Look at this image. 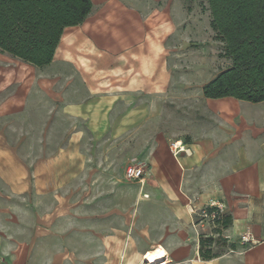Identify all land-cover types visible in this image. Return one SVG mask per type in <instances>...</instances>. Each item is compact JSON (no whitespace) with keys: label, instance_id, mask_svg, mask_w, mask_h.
I'll return each mask as SVG.
<instances>
[{"label":"crops","instance_id":"1","mask_svg":"<svg viewBox=\"0 0 264 264\" xmlns=\"http://www.w3.org/2000/svg\"><path fill=\"white\" fill-rule=\"evenodd\" d=\"M136 1L91 0L41 70L0 54V264H141L158 249L155 264H264V102L205 99L203 83L174 75L168 15ZM90 137L127 138L132 158L145 154L131 201L150 209L77 221ZM172 141L190 153L172 156ZM211 204L231 225L227 251L203 261L199 235L209 233L191 210ZM246 230L253 242L242 245Z\"/></svg>","mask_w":264,"mask_h":264},{"label":"trees","instance_id":"2","mask_svg":"<svg viewBox=\"0 0 264 264\" xmlns=\"http://www.w3.org/2000/svg\"><path fill=\"white\" fill-rule=\"evenodd\" d=\"M203 1L213 39L220 44L219 55L229 62L202 87L203 97L264 102V0ZM91 10V0H0V54L33 68L46 67L63 31L83 24ZM201 211L211 215L216 208L207 206ZM200 221L203 218L195 216V223ZM206 223L213 230L199 235L198 253L203 261L227 251L222 232L231 225V216L217 212Z\"/></svg>","mask_w":264,"mask_h":264},{"label":"rangeland","instance_id":"3","mask_svg":"<svg viewBox=\"0 0 264 264\" xmlns=\"http://www.w3.org/2000/svg\"><path fill=\"white\" fill-rule=\"evenodd\" d=\"M136 7L160 12V16L168 15L167 24L172 30L162 45L165 63L172 68L174 75L180 71L185 80L193 84L194 90L200 84L208 83L229 65L219 55L220 44L213 39L209 11L203 0H144V3L136 1ZM159 127L168 130L162 123ZM143 139L145 137H141V148ZM87 141L86 151L81 154L86 157V165L77 175L75 186L77 221H82L89 214L88 211L97 216L100 209L125 210L130 208V204L139 213L150 209L149 203L144 200L131 201L133 189L139 180H131L125 175L129 166H136L142 169V178L147 177V168L140 160L145 154L140 153V158H132V146L127 138L102 137L95 140L90 137ZM88 192L90 199L85 197ZM203 225L206 227L201 233L212 232L211 225L206 222Z\"/></svg>","mask_w":264,"mask_h":264},{"label":"built area","instance_id":"4","mask_svg":"<svg viewBox=\"0 0 264 264\" xmlns=\"http://www.w3.org/2000/svg\"><path fill=\"white\" fill-rule=\"evenodd\" d=\"M169 151L172 154V156L177 157L179 154L184 153V154H189V150L185 149L183 144L180 141H172L169 143ZM142 169L136 167V166H129L126 171L125 175L131 179V180H140L142 179ZM210 207H215L216 212H214L211 215H206L205 212L201 211L199 212L200 214L196 213L194 210H191V214L194 216H199L200 218H203V221H200L198 224H203L205 222L212 221L216 213H223L224 212V207L222 204H211ZM195 223V225H198ZM224 239H227V237H224ZM253 242V237L251 233L246 230L241 236H240V243L242 245L249 244ZM1 262V258H0ZM141 264H148V263H141Z\"/></svg>","mask_w":264,"mask_h":264},{"label":"bare ground","instance_id":"5","mask_svg":"<svg viewBox=\"0 0 264 264\" xmlns=\"http://www.w3.org/2000/svg\"><path fill=\"white\" fill-rule=\"evenodd\" d=\"M163 255H164L163 251L161 249H158V251L156 252L148 253L145 257L144 262L148 264H155L161 259Z\"/></svg>","mask_w":264,"mask_h":264}]
</instances>
